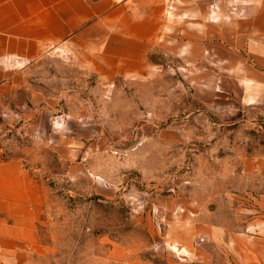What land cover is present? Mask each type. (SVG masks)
<instances>
[{"label":"rangeland","instance_id":"rangeland-1","mask_svg":"<svg viewBox=\"0 0 264 264\" xmlns=\"http://www.w3.org/2000/svg\"><path fill=\"white\" fill-rule=\"evenodd\" d=\"M168 51L151 55V77L108 83L55 52L4 103L13 113L0 109V162L20 159L44 192L45 253L29 264H186L167 238L180 205H208L237 228L246 192L264 191V177L244 171L246 157L264 155V105L218 96L215 72L184 69ZM37 93L54 100L53 117L73 119L50 125L47 104L29 108Z\"/></svg>","mask_w":264,"mask_h":264},{"label":"crops","instance_id":"crops-1","mask_svg":"<svg viewBox=\"0 0 264 264\" xmlns=\"http://www.w3.org/2000/svg\"><path fill=\"white\" fill-rule=\"evenodd\" d=\"M162 46L181 55L184 69L215 72L218 96L264 105V0H215L210 9L206 0H0V109L13 113L4 103L30 68L55 52H69L75 65L108 83L151 77L157 63L150 57ZM53 101L37 93L29 108L36 113L47 104L50 125L73 119L69 111L53 117L60 113ZM244 168L264 177V155L246 157ZM246 194L237 228L213 219L208 205H180L167 238L189 255L186 264H264V191ZM43 204V188L24 163L1 161L0 264H29L45 253Z\"/></svg>","mask_w":264,"mask_h":264}]
</instances>
